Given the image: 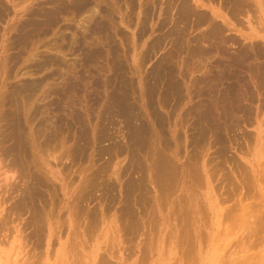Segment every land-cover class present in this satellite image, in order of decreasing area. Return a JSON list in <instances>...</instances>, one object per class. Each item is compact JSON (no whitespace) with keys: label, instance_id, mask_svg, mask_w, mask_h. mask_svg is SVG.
<instances>
[{"label":"rangeland","instance_id":"rangeland-1","mask_svg":"<svg viewBox=\"0 0 264 264\" xmlns=\"http://www.w3.org/2000/svg\"><path fill=\"white\" fill-rule=\"evenodd\" d=\"M56 1L62 0H0V8L4 4L0 17V173L10 166L13 159L11 152L8 151L9 154L5 155L3 150L7 148V151L12 145L14 121L17 117L22 128L21 135L24 133L21 138L27 150L26 155H18L20 165L25 167L21 169V174L20 170L17 171L19 168L15 169L17 180L14 185L19 183V186L15 185L17 190L10 189L16 191L13 192L14 195L12 191L6 192L1 173L0 201L6 202L0 204V209H3L0 219L3 216L6 220L4 222L2 219L4 223L0 224H7L5 226L8 228L0 226L3 229L0 230V239L5 238L6 241L2 240L5 245L2 241L0 243V252L4 250L0 254V264H29L34 259L36 260L30 264H102L104 261L107 264H264V240L250 242L246 238L248 229L255 225L254 215H258L256 210L264 208L260 207L264 201V92L252 81V85L249 83L251 79L248 71H235L232 67L216 65L227 59L229 62L234 57L233 54L238 56L242 50L251 52L253 44L257 46L255 48L261 47L264 51V0L262 9L256 0H248L252 5L249 12L244 11L236 16L227 14L230 24L225 26V31L220 32L218 36L221 37L206 39V42L198 40L203 33L208 32L202 31L206 26H191L192 19L185 28L189 29L187 32L171 31L174 28L173 18L177 16V0H92V6L98 5L96 10L90 9L89 14L82 16L72 13L73 11H64L60 13L58 24H48L43 20L45 16L42 14L31 15V8L38 12H55L54 7L57 9L58 6L55 5ZM203 1L210 6L202 7L209 14L212 8L220 9L221 6V10L226 12L224 8L227 0ZM191 2L197 5L194 0ZM25 8L30 10L26 11ZM145 12H148L147 18ZM86 18H96L89 23V31H83L88 28ZM218 21L224 24L221 18ZM174 23L179 28L185 26L180 22V25ZM192 27L197 29L192 30ZM142 28L146 29L141 31ZM221 38L226 40L221 43ZM197 41L201 44L198 45L206 49L209 47V50L212 44L218 46L216 42L219 41L226 51L222 52L218 47L216 50L215 45L213 50L202 52L205 56L201 55L202 53L192 50ZM261 59L264 61V57L252 61L256 64L260 60L259 64H264ZM223 66L225 68H221ZM226 68H231L227 69L231 72H226ZM238 72L241 75L235 77ZM225 73L228 74L223 75ZM242 75L245 76L246 83H249V88L251 87L254 95L252 99H248V94H242L245 90L240 81ZM227 76H232L230 81ZM231 84H234L233 87ZM227 90L242 94L238 96L242 97L240 101L247 104L248 110L229 120L230 125L236 122L234 129L231 125L227 131L226 124L221 126L223 143L227 146L223 144L226 147L223 148L225 154H221L222 143L216 144L215 131L207 128V120L201 121L203 125L199 127V110L206 108L209 95L213 93V98H217L223 94V98H226ZM237 90L238 93L235 92ZM215 94L219 95L216 97ZM244 96H247L246 99ZM112 100H116L117 104ZM119 102L125 103L121 105L128 108L125 116L117 113ZM127 117L130 120H126ZM42 126L44 129H41ZM136 127H142L148 133L139 136V142L133 137ZM202 127L206 128L205 132H201ZM48 131H53V136H50L53 140L47 137ZM140 142L145 143V146L139 145ZM163 154L166 158L169 156L167 159L173 162L174 169L177 170L159 176L154 172L159 169L156 161L159 162V157H164ZM233 161L236 163L233 164ZM240 171H243L242 175ZM45 173L47 174L43 175ZM19 174L25 177L21 179ZM36 177L43 182V185L37 186L43 201L35 199V202H39H36L39 208L44 206L49 219L43 222L44 229L40 239L30 236L32 232L35 235L37 226L30 222L31 209H27L24 204L23 215L12 210L23 199L16 203L17 198L24 197L21 192L25 191L26 185L30 182L37 183L34 180ZM168 177L171 182L167 181ZM47 178L50 179L49 182ZM129 187L132 191L130 193L129 190L125 191ZM157 188H164L163 193ZM2 197L6 199L3 200ZM232 206L235 209L232 210L233 213ZM125 209L129 210V214ZM130 214L134 217H129ZM13 218L14 222L11 221ZM7 219L10 220L9 223ZM49 235H52L51 238ZM25 238L29 240L26 241ZM16 239H22V243L16 242ZM20 243L27 245L25 249L23 246L20 249ZM16 248L23 252L19 250L18 255ZM34 249L36 253H33ZM68 250L71 251L68 253ZM26 252L28 254L24 255ZM31 254L37 256H33V259ZM23 255H29V260L23 258ZM250 256H253L252 263L247 261Z\"/></svg>","mask_w":264,"mask_h":264},{"label":"bare ground","instance_id":"bare-ground-1","mask_svg":"<svg viewBox=\"0 0 264 264\" xmlns=\"http://www.w3.org/2000/svg\"><path fill=\"white\" fill-rule=\"evenodd\" d=\"M20 1V0H19ZM26 1V0H25ZM63 1V0H62ZM62 1H56V4L55 5H58L57 6V9H56V7H54V9H52V10H54L55 12H51V11H48L47 10V12H42V10H41V12L39 11H35V10H32V8H31V12H32V14L31 15H33V14H36V15H38V16H40V14H42V15H44L45 17H44V21L45 22H47L48 24H53V23H55V22H57V24H58V18L60 19L61 18V16H60V13H62V12H64V11H73L72 13H75V14H77V15H79V16H82V15H86V14H89V10L90 9H94V10H96V6L98 7V5H96L95 7L94 6H92V3H94V1H92V0H64L65 2H62ZM146 1V0H145ZM176 1V0H175ZM178 2H176L175 3V5L177 6V8H176V14H177V16L176 17H174L173 18V20H174V22H176L178 25H180L179 24V22L182 24H185V26L184 27H182V28H179V26L177 27L176 26V24L173 22V26H174V28H173V30H171V31H186L187 32V30H189L188 28L187 29H185L186 27H187V24L190 22V19H192L193 21V24L191 25V26H197L198 27V25H201V26H199V28L200 27H204V26H206V28L203 30L202 29V31H208V32H206V33H203L202 35H201V37H200V35H199V41L200 40H202V41H205L206 39H209V40H212V39H214L215 40V38H217V37H221V36H218V35H220V32L221 31H225V26H228L229 24H230V22H229V20H228V18L226 17V15L227 14H231L232 16H236V15H239L240 13H242V12H249L250 10H251V8H252V5H251V3H250V1H252V0H250V1H248V0H227V2L225 3L226 5H225V8H224V10H226V12H223L221 9L223 8L221 5V8L220 9H216V8H212V12H211V14H209L207 11H205L204 9H202V7H210L209 5H207L206 3H204V1L203 0H194L195 1V3L197 4V5H194L192 2H191V0H177ZM257 1V3H259V8L260 9H262V3H263V1L262 0H256ZM2 2V1H1ZM4 2V1H3ZM2 2V3H3ZM68 2V3H67ZM38 3V2H37ZM52 3V2H51ZM256 3V4H257ZM16 4H18V3H16ZM149 4H150V1H149ZM142 5V4H141ZM7 6V5H6ZM169 6V5H168ZM3 7H4V4H3ZM2 6H1V8H3ZM256 7H258V6H256ZM264 7V6H263ZM0 8V17H2L1 16V14H2V9ZM7 8V7H6ZM30 8L28 9V10H30ZM47 8V7H46ZM146 8V7H145ZM255 8V7H254ZM12 9V8H11ZM26 9V8H25ZM27 9H26V11H27ZM50 9H51V7H50ZM144 9V8H143ZM147 9V8H146ZM165 9V8H164ZM5 10V8L3 9V11ZM40 10V9H39ZM6 11H7V9H6ZM5 11V12H6ZM43 11H46V10H43ZM112 11V10H111ZM164 11V10H163ZM24 12H25V10H24ZM86 12V13H85ZM28 13H30V12H28ZM99 13V12H98ZM102 13V12H101ZM105 13V12H104ZM146 13V15H145V17L147 18V14H148V12H145ZM6 14V13H5ZM94 14V13H93ZM92 14V15H93ZM253 14V13H252ZM42 15H41V18H42ZM59 15V16H58ZM101 15V14H100ZM228 15V16H229ZM66 16V15H65ZM104 16V15H103ZM102 16V17H103ZM36 17V16H35ZM67 17V16H66ZM258 17V16H257ZM40 18V19H41ZM93 18H94V15H93ZM93 18H91V19H89L88 20V18H86V20L85 21H88V24L91 22L92 23V21H94V20H92ZM112 18V17H111ZM218 18H221L222 20H223V23L224 24H221L219 21H218ZM78 19V18H77ZM105 19H107V18H105ZM109 19V18H108ZM251 19V18H250ZM29 20V22H30V18L28 19ZM114 20V19H113ZM44 21H42V23L44 22ZM116 21V20H115ZM28 22V21H27ZM32 22V21H31ZM30 22V23H31ZM41 22V21H40ZM39 22V23H40ZM44 22V23H45ZM114 21H112V23H113ZM125 22V21H124ZM34 24H36V22H33ZM60 23V22H59ZM68 23V22H67ZM72 23V22H71ZM115 23V22H114ZM165 23H167V22H165ZM27 24V23H26ZM56 24V25H57ZM66 24V23H65ZM87 24V26H88V28L87 29H84L83 31H89V29H90V24L88 25ZM146 24V23H145ZM18 25V24H17ZM37 25V24H36ZM86 25V24H85ZM96 25H97V23H96ZM103 25H104V23H103ZM144 25V24H143ZM21 26V25H20ZM35 26V25H34ZM78 26H80V25H78ZM107 26H108V24H107ZM111 26V25H110ZM113 26V25H112ZM115 27H116V25H114ZM113 26V27H114ZM93 27H95V26H93ZM106 27V26H105ZM190 27V26H189ZM197 27L195 28L194 27V29H197ZM38 28H39V26H38ZM82 28V27H81ZM146 28H142V30L141 31H144ZM193 29V27H192V30H194ZM230 29V28H229ZM232 29V28H231ZM264 29V28H263ZM28 30V29H27ZM93 30V29H92ZM97 30H99V26H98V29ZM103 31H105L104 29H102ZM200 30V29H199ZM39 31V30H38ZM93 31H96V30H93ZM113 31V30H112ZM116 31V30H115ZM119 31V30H118ZM197 31V30H196ZM201 31V30H200ZM264 31V30H263ZM106 32V31H105ZM184 33V32H183ZM84 34V33H83ZM107 35V34H106ZM222 35H223V33H222ZM74 36V35H73ZM139 36V35H138ZM197 36V35H196ZM225 36V35H224ZM226 37V36H225ZM72 38H74V37H72ZM184 38H185V36H184ZM227 38V37H226ZM250 38V37H249ZM190 39V38H189ZM195 39H196V37H195ZM219 39V38H218ZM225 39V38H224ZM228 39V38H227ZM73 40V39H72ZM174 40H176V39H174ZM177 40H178V38H177ZM226 40V39H225ZM225 40H223L222 38H221V43L222 42H224ZM229 40V39H228ZM190 41H192V40H190ZM230 41V40H229ZM159 42V41H158ZM179 42V41H178ZM181 42H183V41H181ZM206 42V41H205ZM212 42V41H211ZM219 42V41H218ZM216 42L217 44H219L218 46L216 45V44H212V45H214L213 47H212V45H211V50H213L212 48H214L215 47V45H216V50H217V47H218V49H220V50H222V52L223 51H226L225 49H223V46H222V44L219 42ZM184 43V42H183ZM190 43V42H189ZM196 43V42H195ZM195 43H194V48L192 49L194 52L195 51H197V52H200V54L202 53V52H205V53H207V51L209 50L208 48L209 47H207V49L206 48H202V46H200L201 44L197 41V44L195 45ZM74 44V43H73ZM157 44H159V43H157ZM179 44V43H178ZM181 44V43H180ZM185 44V43H184ZM198 44H200V45H198ZM81 45V44H80ZM189 45V44H188ZM191 45V44H190ZM203 45V44H202ZM254 46H255V44H253ZM205 46V45H204ZM203 46V47H204ZM252 46V47H250L251 48V52H252V48H253V52L251 53V52H249L248 50H242V52L237 56V55H234L233 54V56H230V57H233V58H231L230 60H229V62H227L228 61V59H227V61H225V62H223V63H221L220 62V64H216V65H219V66H222V65H225V66H228V67H232V68H234V70L236 71L237 69L238 70H240V71H242V72H244V71H248L247 73H248V76H249V79H251V80H249V83H250V81H252L253 82V84H255V86L258 88H262L263 89V92H264V64L262 63H260L259 64V62H260V60L258 61V62H256L255 60V62H256V64L252 61L253 59H257L258 57H259V59H260V57H264V51H262L263 49L260 47V49L259 48H255V47H257V46ZM184 47V46H183ZM226 47V46H225ZM224 47V48H225ZM243 49H245V48H243ZM211 50H209V51H211ZM189 51V50H188ZM36 52V51H35ZM190 52V51H189ZM193 52V53H194ZM219 52V51H218ZM191 53V52H190ZM192 53V54H193ZM221 53V52H220ZM238 53H239V51H238ZM199 54V53H198ZM219 54V53H218ZM201 55H206V54H201ZM208 55V54H207ZM211 55V54H210ZM225 55V54H224ZM229 55V54H228ZM228 55H226V56H228ZM194 56V55H193ZM197 56H199V55H197ZM220 56V55H219ZM208 57V56H207ZM221 57V56H220ZM222 58H223V56H222ZM5 59V58H4ZM3 59V60H4ZM203 59V58H202ZM199 60V59H198ZM218 60V59H217ZM262 60V59H261ZM46 61V60H45ZM48 61V60H47ZM57 61V60H56ZM201 61V60H200ZM220 61H222V60H220ZM263 61V60H262ZM2 62V61H1ZM215 62V61H214ZM264 62V61H263ZM115 63V62H114ZM197 63V62H196ZM110 64V63H109ZM37 65V64H36ZM200 65V64H199ZM50 66V65H49ZM198 66V65H197ZM225 66H223V67H221V68H225ZM47 67H48V65H47ZM51 67V66H50ZM118 67V66H117ZM195 67V66H194ZM203 67V66H202ZM219 68V67H218ZM49 69V68H48ZM110 69V68H109ZM227 69H231V68H226V72H231V70H227ZM233 69H232V71H234ZM7 71V70H6ZM205 71V70H204ZM234 71V72H235ZM8 73V72H7ZM117 73V72H116ZM222 74V73H221ZM228 74V73H227ZM226 73L225 74H223V75H227ZM231 74H233V72L231 73ZM236 74V73H235ZM238 74H240L239 72L237 73V75H235V77H237L238 76ZM246 74V73H245ZM209 75V74H208ZM241 75V74H240ZM229 76V75H228ZM228 76H227V78H228ZM233 76V75H232ZM232 76H230L229 78H231ZM247 76V77H248ZM204 77V76H203ZM215 77V76H214ZM239 77V76H238ZM246 77V78H247ZM229 78H228V80H229ZM200 79V78H199ZM208 79V78H207ZM211 79V78H210ZM213 79V78H212ZM248 79V78H247ZM48 80V79H47ZM198 80V79H197ZM201 80V79H200ZM206 80V79H205ZM220 80V79H219ZM227 80V79H226ZM37 81V80H36ZM43 81V80H42ZM41 81V82H42ZM106 81H107V79H106ZM199 81V80H198ZM204 81V80H203ZM207 81H209V79L207 80ZM230 81V80H229ZM240 81L241 82H243V88L245 87V90L243 91V95H247L248 94V99H252V96H254V95H252L253 93H252V90H250V88H249V83L247 84L246 83V80H245V76H243L242 75V77L240 78ZM28 82H29V80H28ZM38 82V81H37ZM71 82V81H70ZM220 82H221V80H220ZM236 82H238V81H236ZM240 82V84H239V82H238V84L239 85H242V83ZM247 82H248V80H247ZM30 83V82H29ZM33 84H34V82H33ZM94 84H95V82H94ZM225 84V83H224ZM228 84V83H227ZM251 84V83H250ZM23 85V84H22ZM96 86H97V84H95ZM94 85V87H96ZM99 85V84H98ZM174 85V84H173ZM178 85V84H177ZM232 85H234V84H231V86ZM252 85V84H251ZM27 86V85H26ZM29 86V85H28ZM175 86H176V83H175ZM174 86V87H175ZM231 86H226L227 88H231ZM32 87V86H31ZM233 87V86H232ZM28 88V87H27ZM171 88V87H170ZM208 88V87H207ZM258 88V89H259ZM39 89V88H38ZM98 89V88H97ZM214 89V88H213ZM224 89V88H223ZM29 90V89H28ZM127 90V89H126ZM171 90V89H170ZM177 90V89H176ZM205 90V89H204ZM215 90V89H214ZM226 90V89H225ZM254 90V89H253ZM260 90V89H259ZM97 91V90H96ZM180 91V90H179ZM210 91H213V90H210ZM228 91V90H227ZM226 91V92H227ZM172 92V91H171ZM220 92V91H219ZM221 92H223V91H221ZM225 92V91H224ZM223 92V93H224ZM225 92V96H227L226 98L224 97L223 98V94H221L222 96H220L219 94H215V96L217 97L218 95L221 97V98H219V99H217V98H213V93H212V95H209V97H208V100H209V102H208V104L206 105V108H204V109H201V110H199L200 111V113H199V119H200V124H199V127H200V125H203L202 123H201V121H206L207 120V128L211 131V130H213V131H215V134H216V141H217V143H216V141H215V143L216 144H218V143H222V151H221V154L222 153H224L225 154V148L227 147L226 146V143L224 144L223 143V137H224V135L222 136V134H223V131H222V134H221V126H223V125H225V127H226V129H227V131H229L230 130V126L232 125V127H233V125H234V123H236V122H233V124H231L230 125V123L231 122H229V120H233V118H234V116L236 115V114H241L242 112L244 113V112H247V110H248V107H246V105L244 104V103H242L240 100H241V98L242 97H239L238 95H240V94H236V93H234V92H231V91H228L229 93H226ZM235 92H239V90H237V91H235ZM241 92V91H240ZM253 92H255V91H253ZM29 93V92H28ZM208 93V92H207ZM42 94V93H41ZM44 94V93H43ZM126 94V93H125ZM171 94V93H170ZM228 94V95H227ZM241 94V95H242ZM124 95V94H123ZM204 95H206V94H204ZM240 95V96H241ZM38 96V95H37ZM125 96V95H124ZM112 97V96H111ZM126 97V96H125ZM245 97V96H244ZM247 97V96H246ZM246 97H245V99H246ZM29 98V97H28ZM119 98V97H118ZM3 99V98H2ZM29 99H31V98H29ZM120 99V98H119ZM247 99V100H248ZM16 100V99H15ZM22 100V99H21ZM35 100V99H34ZM117 100V99H116ZM114 101V100H112L114 103H116L117 104V101ZM123 100V99H122ZM129 100V99H128ZM128 100H126V101H128ZM179 100V99H178ZM207 99H206V101H208ZM262 100V99H261ZM100 101V100H99ZM177 101V100H176ZM244 101V100H243ZM248 101H250V100H248ZM18 102V101H17ZM129 102V101H128ZM151 102V101H150ZM245 102V101H244ZM1 103V102H0ZM3 103V102H2ZM31 103V102H30ZM199 103H200V101H199ZM251 103V102H250ZM118 104H120V102L118 103ZM121 104H125V103H121ZM117 105L118 107H119V111H117V113H119V115L120 116H125V112H126V110H128V108H126L125 109V107L124 106H122V105ZM132 104V103H131ZM130 104V105H131ZM255 104V103H254ZM27 105V104H26ZM127 105V104H126ZM147 105V104H146ZM28 106H30V105H28ZM31 106H34L33 104L31 105ZM117 106H115L116 108H118ZM2 107V106H1ZM127 107H128V105H127ZM28 108V107H27ZM199 108V107H198ZM201 108V107H200ZM29 109H31V108H29ZM17 110V109H16ZM113 110V109H112ZM13 111V110H12ZM15 111V110H14ZM34 111V110H33ZM114 111V110H113ZM58 112V111H57ZM129 112V111H128ZM27 113V112H26ZM195 113V112H194ZM259 113H261V112H259ZM138 114V113H137ZM10 115V114H9ZM19 115V114H18ZM158 115V114H157ZM15 116H16V114H15ZM33 116V115H32ZM100 116V115H99ZM136 116V115H135ZM238 116V115H237ZM13 117V116H12ZM45 117V116H44ZM131 117V116H130ZM152 117V116H151ZM236 117V116H235ZM18 118V117H17ZM17 118H15L16 120L14 121V128H15V131L12 133L13 134V136H12V138L14 139L13 140V142H12V145H11V147L6 151V149L5 150H3V154H9L8 153V151L9 152H11L12 154H13V159H12V162L10 163V161H9V167H7V168H5L4 170H3V173H2V179H1V181L3 182H5L4 184V187L6 188V192H8V193H10L11 191H12V193L13 192H16V191H13V190H11L10 191V189H14V190H17V189H15V187L16 186H19L18 184L15 186L14 185V183H16L15 182V180H17V178L15 179V173H16V168H19V169H17V171L18 170H20L19 172H20V174H21V171H23V170H21L22 168H24V167H22L21 165V163H20V159H18V155H26L27 153H26V151L27 150H25L26 149V146H25V143H23V141H22V138H21V136L24 134H22L21 135V124L19 123V120L17 119ZM128 118V117H127ZM126 118V120H130L129 118L127 119ZM32 119V118H31ZM124 119H125V117H124ZM131 119H133V117L131 118ZM135 119V118H134ZM14 120V119H13ZM46 120V119H45ZM78 120V119H77ZM237 119H235V121H236ZM248 120V119H247ZM246 120V121H247ZM44 121V120H43ZM49 121V120H48ZM51 121V120H50ZM68 121V120H67ZM157 121V120H156ZM197 121V120H196ZM229 122V123H228ZM239 122V121H238ZM242 122V121H241ZM55 123V122H54ZM53 123V124H54ZM145 123V122H144ZM153 123V122H152ZM158 123V122H157ZM250 123H252V122H250ZM254 123V122H253ZM7 124V123H6ZM60 124V123H59ZM66 124V123H65ZM87 124V123H86ZM160 124V123H159ZM227 124H229L228 126V128H227ZM69 125V124H68ZM154 125V124H153ZM64 126V125H63ZM130 126V125H129ZM144 126V125H143ZM235 126V125H234ZM238 126V125H237ZM25 127V126H24ZM95 127H96V125H95ZM98 127V126H97ZM131 127V126H130ZM134 127V126H133ZM145 127V126H144ZM153 127V126H152ZM231 127V128H232ZM43 128V126L41 127V129ZM47 128H50V127H47ZM52 128V127H51ZM142 127H136V129L134 130V131H136V133H135V135L133 136V137H135V141H137L138 140V137L139 136H143V134H146L147 132V130L146 129H141ZM148 128V127H147ZM44 129V128H43ZM53 129V128H52ZM74 129V128H73ZM130 129V128H129ZM150 129V128H149ZM195 129V128H194ZM196 129H197V127H196ZM201 129V128H200ZM233 129H234V127H233ZM62 130V129H61ZM153 130V129H152ZM198 130V129H197ZM7 131V130H6ZM5 131V132H6ZM10 131V130H9ZM70 131V130H69ZM75 131V130H74ZM82 131H83V129H82ZM206 131V128L204 129L203 127H202V130H201V132H205ZM231 131H232V129H231ZM1 132V131H0ZM23 132V131H22ZM71 132V131H70ZM103 132V131H102ZM225 132V131H224ZM32 133V132H31ZM53 131L52 132H49L48 131V133H46V134H48V136L47 137H49L50 138V136L52 135L53 136ZM76 133V132H75ZM82 133V132H81ZM96 133H97V131H96ZM214 133V132H213ZM5 134V133H4ZM32 134H34V133H32ZM132 135L134 134V133H131ZM148 134V133H147ZM91 135V134H90ZM103 135V134H102ZM105 135V134H104ZM158 135H160V134H158ZM198 135V134H197ZM206 135V134H205ZM51 136V137H52ZM98 136V135H97ZM130 136V135H129ZM147 136V135H146ZM203 136V135H202ZM252 136V135H251ZM62 137V136H61ZM64 137V136H63ZM62 137V138H63ZM69 137V136H68ZM72 137H73V135H72ZM130 137H132V136H130ZM149 137V136H148ZM153 137V136H152ZM161 136H159V138H160ZM201 137V136H200ZM254 137V136H253ZM57 138V137H56ZM55 138V139H56ZM143 138V137H142ZM151 138V137H150ZM154 138V137H153ZM158 137H157V139H159ZM252 138V137H251ZM24 139V138H23ZM27 139V138H26ZM52 138H50V140H51ZM137 139V140H136ZM140 140H142L141 139V137L139 138ZM144 139V138H143ZM146 139H148V138H146ZM2 139H1V137H0V141H1ZM7 140V139H6ZM53 140V139H52ZM63 140H65L64 138H63ZM91 140V139H90ZM165 140V139H164ZM3 141H4V139H3ZM26 141V140H25ZM24 141V142H25ZM74 141V140H73ZM98 141V140H97ZM144 141V140H143ZM181 141V140H180ZM5 142V141H4ZM89 142V141H88ZM138 142H139V140H138ZM197 142V141H196ZM202 142V141H201ZM214 142V141H213ZM1 143V142H0ZM29 143V142H28ZM32 143V142H31ZM54 143V142H53ZM61 143V142H60ZM99 143V142H98ZM236 143V142H235ZM2 144V143H1ZM33 144V143H32ZM37 144V143H36ZM139 145H141L142 147H143V145L145 144H143V142H142V144H141V142L140 143H138ZM153 144H156V143H153ZM226 146L225 148H224V145ZM38 145V144H37ZM50 145V144H49ZM148 145V144H147ZM152 145V144H151ZM208 145V144H207ZM215 145V144H214ZM2 146V145H1ZM7 146V145H6ZM55 146V145H54ZM84 146V145H83ZM145 146V145H144ZM150 146V145H149ZM56 147V146H55ZM74 147H75V145H74ZM137 147V146H136ZM47 148V147H46ZM50 148V147H49ZM77 148V147H76ZM75 148V149H76ZM95 148V147H94ZM150 148H151V146H150ZM159 148H160V146H159ZM171 148H173V147H171ZM211 148V147H210ZM217 148H219L220 149V147H217ZM216 148V149H217ZM224 148V149H223ZM1 149V148H0ZM42 149V148H41ZM156 149V148H155ZM250 149V148H249ZM48 150V149H47ZM80 150V149H79ZM142 150V149H141ZM146 150V149H145ZM144 150V151H145ZM42 151V150H41ZM98 151H100V150H98ZM153 151H154V149H153ZM152 151V152H153ZM157 151V150H156ZM172 151V150H171ZM216 151H219V150H216ZM227 151V150H226ZM229 151V150H228ZM30 152V151H29ZM28 152V153H29ZM45 152V151H44ZM43 152V153H44ZM76 152V151H75ZM146 152V151H145ZM155 152V151H154ZM153 152V153H154ZM189 152H190V150H189ZM220 152V151H219ZM53 153H54V151H53ZM98 153V152H97ZM100 153V152H99ZM156 153V152H155ZM202 153V152H201ZM214 153H215V151H214ZM2 154V153H1ZM52 154V153H51ZM61 154V153H60ZM104 154V153H103ZM135 154V153H134ZM199 154V153H198ZM62 155V154H61ZM111 155V154H110ZM229 155V154H228ZM4 156V155H3ZM30 156H32V155H30ZM54 156V155H53ZM52 156V157H53ZM147 156V155H146ZM159 156H162V155H160L159 154ZM163 156H164V154H163ZM212 156H214V155H212ZM223 155H221V157H222ZM5 157V156H4ZM26 157V156H25ZM50 157V156H49ZM65 157V156H64ZM169 157V156H168ZM167 157V158H168ZM189 157V156H188ZM229 157V156H228ZM149 158V157H148ZM152 158V157H151ZM165 156L164 157H159V162L158 161H156L157 162V164H159L158 165V167H159V171L158 170H156V172H154V174H157L158 173V175L160 176V174H162L163 176H165L164 174L165 173H169V172H171V171H175V170H177V169H174V165H173V162L172 161H170V159L168 160ZM232 158V157H231ZM235 158V157H234ZM111 159V158H110ZM190 159V158H189ZM236 159V158H235ZM4 160V159H3ZM11 160V159H10ZM157 160V159H156ZM209 160V159H208ZM225 160H228V159H225ZM22 161V160H21ZM140 161V160H139ZM151 161V160H150ZM188 161V160H187ZM192 161V160H191ZM218 161V160H217ZM220 161V160H219ZM229 161V160H228ZM232 161V160H231ZM235 161V160H234ZM233 161V164L234 163H236V162H234ZM23 162V161H22ZM29 162V161H28ZM194 162V161H193ZM207 162V161H206ZM230 162V161H229ZM238 162V161H237ZM36 163V162H35ZM153 163H155V162H153ZM212 163V162H211ZM238 163H241L242 164V162L240 161V162H238ZM6 164V163H5ZM21 164V165H20ZM29 164V163H28ZM137 164H139V163H137ZM156 164V163H155ZM156 164V165H157ZM175 164V163H174ZM196 164V163H195ZM194 164V165H195ZM240 164V165H241ZM27 165V164H26ZM39 165V164H38ZM151 165V164H150ZM193 165V166H194ZM197 165H199V163L197 164ZM3 166H5V165H3ZM28 166V165H27ZM43 166V165H42ZM192 166V165H191ZM190 166V167H191ZM237 166V165H236ZM243 166V165H242ZM30 167V166H29ZM36 167V166H35ZM194 167H196V166H194ZM0 168H2V167H0ZM28 168V167H27ZM34 168V167H33ZM38 168V167H37ZM176 168V167H175ZM219 168H221V167H219ZM233 168V167H232ZM239 168H240V166H239ZM247 168H249V167H247ZM218 170V169H217ZM222 170V169H221ZM245 170V169H244ZM243 170V171H244ZM26 171V170H25ZM28 171V170H27ZM31 171V170H30ZM154 171V170H153ZM158 171V172H157ZM243 171H240V173L241 172H243ZM11 172V173H10ZM101 172V171H100ZM223 172V171H222ZM236 172V171H235ZM247 172H248V170H247ZM255 172V171H254ZM261 172V171H260ZM1 173H0V178H1ZM26 173V172H25ZM24 173V174H25ZM35 173V172H34ZM43 173H44V171H43ZM239 173V172H238ZM258 173V172H257ZM19 174V175H20ZM47 173H45V174H43V175H46ZM26 175V174H25ZM43 175H41V176H43ZM103 175V174H102ZM190 175V174H189ZM195 175H196V173H195ZM213 175V174H212ZM216 175V174H215ZM230 175V174H229ZM241 175H242V173H241ZM247 175V174H246ZM23 176V175H22ZM21 175H20V178L21 179H23L24 177H22ZM27 176V175H26ZM38 176V175H37ZM40 176V175H39ZM38 176V177H39ZM154 176V175H153ZM192 176V175H191ZM198 176H199V174H198ZM198 176H195V177H198ZM214 176V175H213ZM217 176V175H216ZM228 176V175H227ZM251 176V175H250ZM18 177V176H17ZM29 177V176H28ZM27 177V178H28ZM45 177V176H44ZM43 177V178H44ZM174 178H176V176H173ZM172 177V178H173ZM195 177H193V178H195ZM212 177V176H211ZM230 177V176H229ZM253 177V176H252ZM262 177H263V175H262ZM261 177V178H262ZM26 178V179H27ZM37 178V177H36ZM40 178V177H39ZM39 178H37V179H34V180H36L37 181V183H34V184H32L30 181V183L28 182V180L26 181V182H28L29 183V185L27 186L26 185V189H25V191L22 193L21 192V196H23L24 195V197H20V199H16V203H17V200H21V198H23L21 201H19L18 203H17V205H15V207L13 206V204L12 203H15V201H13L11 204H12V207H14L12 210H16V214H18V215H20V214H22V209H25V206H26V208L27 207H29L30 209V212H31V214H32V216H31V224H33V222L35 223V224H37V226H36V232H35V235H33V232L31 233L32 235H30V236H35V239L37 238V239H40V235H41V232H42V229H44V228H42L43 226H44V224H43V222H44V220H47L48 219V216H47V212H45L46 211V209H44V206L42 207V206H40V208H39V206L37 205V203L36 202H38V201H36L35 202V199H39V201H43V196L41 195V193H40V191H39V187H37V186H41V185H43V182H42V180H40ZM46 178V177H45ZM166 178H167V175H166ZM169 178V177H168ZM173 178V179H174ZM203 178V177H202ZM254 178V177H253ZM48 180H47V182H49V178H47ZM234 179V178H233ZM232 179V180H233ZM250 179V178H249ZM32 180V179H31ZM33 180V181H34ZM44 180V179H43ZM71 180V179H70ZM175 180V179H174ZM174 180H172V182L174 181ZM262 180V179H261ZM260 180V181H261ZM23 181V180H22ZM131 181V180H130ZM142 181V180H141ZM166 181V180H165ZM167 181H169V182H171V178H169V180L167 179ZM166 181V182H167ZM202 181H203V179H202ZM225 181V180H224ZM228 181V180H227ZM251 181V180H250ZM45 182V181H44ZM134 182V181H133ZM221 182V181H220ZM264 182V181H263ZM129 183V182H128ZM143 183V182H142ZM219 182H217V184H218ZM227 183V182H226ZM250 183V182H249ZM45 184V183H44ZM89 184V183H88ZM125 184V183H124ZM135 184V183H134ZM144 184V183H143ZM157 184H158V182H157ZM220 184V183H219ZM230 184V183H229ZM31 185V186H30ZM46 185V184H45ZM49 185V184H48ZM231 185V184H230ZM2 186V185H1ZM138 186V185H137ZM136 186V187H137ZM144 186V185H143ZM234 186H235V184H234ZM58 187V186H57ZM130 187H131V184H130ZM130 187L128 188V189H126L125 191H127V190H129L128 192L130 193V191H131V189H130ZM47 188H49V187H47ZM52 188V187H51ZM88 188V187H87ZM132 188V187H131ZM134 188V187H133ZM2 189V188H1ZM22 189V188H21ZM136 189V188H135ZM158 189V188H157ZM166 189V188H165ZM19 190V189H18ZM41 190H42V188H41ZM51 190V189H50ZM59 190V189H58ZM139 190V189H138ZM159 190V189H158ZM163 190H164V188H163ZM163 190H159V191H161L162 193H163ZM167 190V189H166ZM194 190V189H193ZM44 191V190H43ZM0 192H1V190H0ZM46 192V191H45ZM48 192V191H47ZM132 192V191H131ZM143 192V191H142ZM55 192L54 191H52V194L53 195H55L54 194ZM81 193V192H80ZM127 193V192H126ZM141 193V192H140ZM159 193V192H158ZM229 193V192H228ZM51 194V192H50V195H52ZM170 193H168V195H169ZM3 195V194H2ZM5 196H6V194H4ZM10 195V194H9ZM12 195V194H11ZM13 195H14V193H13ZM20 195V194H19ZM52 195V196H53ZM104 195V194H103ZM141 195H142V193H141ZM148 195V194H147ZM171 195V194H170ZM180 195V194H179ZM247 195V194H246ZM16 196V195H15ZM75 196H77V195H75ZM146 196V195H145ZM144 196V197H145ZM163 196V195H162ZM45 197H47V196H45ZM82 197V196H81ZM138 197V196H137ZM148 197V196H147ZM152 197V196H151ZM151 197H149V198H151ZM166 197V196H165ZM170 197V196H169ZM13 198V197H12ZM15 198V197H14ZM49 198V197H48ZM140 198V197H139ZM162 198V197H161ZM261 198V197H260ZM2 199L4 200V199H6L5 197H2ZM58 199V198H57ZM60 199V198H59ZM58 199V200H59ZM81 199V198H80ZM143 199V198H142ZM148 199V198H147ZM181 199V198H180ZM222 199V198H221ZM1 200V199H0ZM14 200V199H13ZM51 200V199H50ZM54 200V199H53ZM56 200V199H55ZM83 200V199H82ZM259 200H261V199H259ZM2 201V200H1ZM0 201V202H1ZM49 201V200H48ZM71 201V200H70ZM132 201V200H131ZM229 201V200H228ZM4 202H6L5 200H4ZM4 202H1L0 204L2 205ZM54 202V201H53ZM61 202V201H60ZM79 202V201H78ZM148 202V201H147ZM258 202V201H257ZM39 203V202H38ZM46 203V202H45ZM48 203V202H47ZM56 203V202H55ZM76 203V202H75ZM80 203V202H79ZM78 203V204H79ZM146 203V202H145ZM149 203V202H148ZM253 203V202H252ZM11 204L9 205V206H11ZM24 204H26L25 206H24ZM42 204V203H41ZM43 204H44V202H43ZM58 204V203H57ZM130 204V203H129ZM129 204H128V206H129ZM45 205V204H44ZM47 205V204H46ZM69 205V204H68ZM54 206V205H53ZM57 206V205H56ZM79 206V205H78ZM85 206V205H84ZM160 206V205H159ZM187 206V205H186ZM235 206V205H234ZM242 206V205H241ZM244 206H245V204H244ZM22 207H24V208H22ZM55 207V206H54ZM70 207V206H69ZM80 207V206H79ZM82 207V206H81ZM126 207H127V204H126ZM258 207H259V205H258ZM260 207H264V201L263 202H261V205H260ZM259 207V208H260ZM1 208H2V206H1ZM11 208V207H10ZM45 208H47V206L45 207ZM75 208V207H74ZM164 208V207H163ZM180 210H181V208L180 207H178ZM182 208H183V206H182ZM28 209V208H27ZM47 209H49V208H47ZM52 209V208H51ZM83 209V208H82ZM124 209V208H123ZM127 209H129V207L127 208ZM127 209H125V210H127ZM201 209V208H200ZM255 209H258L257 207L255 208ZM4 210H6V208L4 209ZM53 210V209H52ZM72 210V209H71ZM77 210H78V208H77ZM80 210V209H79ZM132 210V209H131ZM134 210V209H133ZM232 210H234L235 211V209L233 208V206L231 207V212H232ZM2 211H3V209H0V214H2ZM9 211V210H8ZM11 211V210H10ZM26 211V210H25ZM24 211V212H25ZM48 211V210H47ZM92 211V210H91ZM90 211V212H91ZM129 210H127L126 211V213L127 214H129V212H128ZM150 211H152V210H150ZM238 211V210H237ZM12 212V211H11ZM14 212V211H13ZM78 212V211H77ZM86 212H87V210H86ZM95 212V211H94ZM134 212V211H133ZM156 212V211H155ZM171 212V211H170ZM170 212H169V214H170ZM254 212H255V210H254ZM253 212V213H254ZM72 213H74V212H72ZM125 213V215H127ZM135 213V212H134ZM154 213V212H153ZM193 213V212H192ZM233 213V212H232ZM256 213H258V215H254V217H255V220H254V222H255V225H254V227H252V228H250V229H248V231L249 232H247L248 233V235H246L247 237V239L250 241V242H255V241H258L259 239H261V240H264V208L262 209H258V210H256ZM14 214V213H13ZM49 214V213H48ZM61 214V213H60ZM88 214H90V213H88ZM87 214V215H88ZM123 214H124V212H123ZM131 214H133L132 212H131ZM130 214V216L129 217H131L132 218V216L133 215H131ZM235 214V213H234ZM252 214V213H251ZM3 215V214H2ZM23 215V214H22ZM53 215V214H52ZM70 215H72V214H70ZM80 215V214H79ZM82 215V214H81ZM85 215V217H86V214H84ZM124 215V216H125ZM150 215V214H149ZM179 215V214H178ZM230 216H231V214H229ZM4 216H5V214H4ZM8 216V215H7ZM6 216V217H7ZM16 216V215H15ZM99 216V215H98ZM136 216V215H135ZM10 217H11V215H10ZM61 217V216H60ZM76 217V216H75ZM134 217V216H133ZM144 217H145V214H144ZM189 217V216H188ZM9 218V217H8ZM19 218V217H18ZM50 218V217H49ZM53 218V217H52ZM76 218H78V217H76ZM87 218V217H86ZM157 218V217H156ZM172 218V217H171ZM170 218V219H171ZM178 218V217H177ZM252 218V217H251ZM2 219H3V221H4V219L5 218H3V216H2ZM2 219H0V223H2L3 221H2ZM23 219V218H22ZM79 219V218H78ZM90 219V218H89ZM129 219V218H128ZM6 220V219H5ZM49 220V219H48ZM63 220V219H62ZM91 220H92V218H91ZM96 220V219H95ZM140 220V219H139ZM138 220V221H139ZM153 220V219H152ZM7 221H8V223L10 222V220H8L7 219ZM6 221V222H7ZM11 221H13L14 222V218L11 220ZM57 221V220H56ZM73 221V220H72ZM88 221H90V220H88ZM94 221V220H93ZM92 221V222H93ZM130 221V220H129ZM132 221V220H131ZM134 221H136V220H134ZM149 221V220H148ZM253 221V220H252ZM5 222V221H4ZM3 222V223H4ZM23 222V221H22ZM26 222V221H25ZM47 222H50V221H47ZM52 222V221H51ZM66 223H67V221H65ZM81 222V221H80ZM87 222V221H86ZM91 222V221H90ZM20 223V222H19ZM64 223V222H63ZM126 223V222H125ZM30 224V225H31ZM47 223H45V225H46ZM50 224V223H49ZM128 224V223H127ZM189 224V223H188ZM249 224V223H248ZM247 224V225H248ZM5 225H7V224H5ZM5 225H1L0 224V226H1V228H3ZM16 225V224H15ZM34 225V224H33ZM32 225V227L34 228L35 226H33ZM74 225V224H73ZM94 225V224H93ZM120 225V224H119ZM125 225V224H124ZM130 225V224H129ZM3 226V227H2ZM14 226V225H13ZM17 226H19V225H17ZM17 226H15V228L17 229ZM54 226V225H53ZM89 226V225H88ZM188 226V225H187ZM186 226V227H187ZM191 226V225H190ZM5 227H7V226H5ZM4 227V228H5ZM52 227V226H51ZM75 227H76V225H75ZM93 226L91 225V228H92ZM95 227V226H94ZM134 227V226H133ZM136 227V226H135ZM171 227V226H170ZM185 227V226H184ZM235 227V226H234ZM8 228V227H7ZM7 228H5V229H7ZM14 228V227H13ZM12 228V229H13ZM14 228V229H15ZM46 228V227H45ZM55 228V227H54ZM87 229H88V227H86ZM126 228V227H125ZM124 228V229H125ZM237 228V227H236ZM10 229V228H9ZM8 229V230H9ZM21 229V228H20ZM24 229V228H23ZM26 229V228H25ZM24 229V230H25ZM95 229H96V227H95ZM132 229V228H131ZM135 229V228H134ZM137 229H138V227H137ZM182 229V228H181ZM0 230H3V229H0ZM11 230V229H10ZM54 230H56V229H54ZM78 230H80V229H78ZM126 230V229H125ZM234 230V229H233ZM21 231V230H20ZM23 231V230H22ZM44 231V230H43ZM124 231V230H123ZM191 231V230H190ZM193 231V230H192ZM1 232V231H0ZM12 232H13V230H12ZM55 232V231H54ZM61 232V231H60ZM137 232V231H136ZM135 232V233H136ZM158 232V231H157ZM173 232V231H172ZM11 233V232H10ZM10 233H8V235H10ZM47 233V232H46ZM52 233V232H51ZM57 233V232H56ZM127 233V232H126ZM125 233V234H126ZM186 233V232H185ZM133 234V233H132ZM157 234V233H156ZM229 234V233H228ZM21 235V234H20ZM23 235H24V233H23ZM21 235L22 237H23V239H24V236H26V235ZM44 235V234H43ZM46 235V234H45ZM51 236L52 235H49L48 237L49 238H51ZM57 236H58V234H57ZM61 236V235H60ZM130 236V235H129ZM148 236V235H147ZM183 236H185V235H183ZM10 237V236H9ZM8 237V238H9ZM21 237V238H22ZM42 237V236H41ZM59 237V236H58ZM243 237H245V234H244V236ZM254 237V239H252ZM4 238V237H3ZM30 238V237H29ZM34 238V237H33ZM5 239V238H4ZM4 239H2V240H4ZM28 239V238H27ZM31 239V238H30ZM70 239V238H69ZM112 239V238H111ZM149 239V238H148ZM147 239V240H148ZM191 239V238H190ZM194 239H195V237H194ZM244 240H246L245 238H243ZM1 239H0V243H1V241H2ZM7 240V239H6ZM17 241L16 242H21L22 241V239L20 240V241H18L19 239H16ZM25 240H26V238H25ZM25 240H23L24 242L23 243H25ZM29 240V239H28ZM28 240H26V241H28ZM55 240H56V238H55ZM55 240H53V242L55 241ZM61 240V239H60ZM127 240V239H126ZM146 240V239H145ZM216 240V239H215ZM255 240V241H254ZM5 241V240H4ZM4 241H2L3 242V244H4ZM32 241H33V239H32ZM109 241V240H108ZM112 241V240H111ZM239 241V240H238ZM242 241V240H241ZM6 242V241H5ZM127 242V241H126ZM125 242V243H126ZM192 243H193V241H191ZM22 243V242H21ZM20 243V249H21V247L23 246L22 244ZM34 243H35V241H34ZM57 243V242H56ZM68 243V242H67ZM128 243V242H127ZM190 243V242H189ZM3 244H1V245H3ZM19 244V243H18ZM53 243H51V246H53L52 245ZM148 244V243H147ZM5 245V244H4ZM26 244H24V246L22 247V248H24L25 249V247L27 246H25ZM39 245V244H38ZM67 245H69V244H67ZM192 245V244H191ZM251 245H256V244H254V243H251ZM144 246V245H143ZM154 246V245H153ZM36 247V246H35ZM123 247V246H122ZM155 247V246H154ZM64 248V247H63ZM68 248V247H67ZM66 248V249H67ZM121 248V247H120ZM132 248V247H131ZM2 249V248H1ZM19 249V250H20ZM66 249H65V252H66ZM148 249V248H147ZM16 250H17V248H16ZM19 250H17V252L19 251ZM62 250V249H61ZM111 250V249H110ZM153 250V249H152ZM179 250V249H178ZM2 251H4V250H1V252H0V254H2ZM21 251V250H20ZM19 251V252H20ZM71 250H68V253L70 252ZM79 251V250H78ZM107 251V250H106ZM106 251H105V253H106ZM187 251H189V250H187ZM19 252H18V255H19ZM21 252H23V251H21ZM77 252V251H76ZM117 251H115V253H116ZM30 253V252H29ZM33 253H36V251H35V249H34V252ZM32 253V254H33ZM40 253V252H39ZM147 253V252H146ZM185 253H186V251H185ZM184 253V254H185ZM5 254V253H4ZM14 254H16V253H14ZM25 254H28L27 252L26 253H24V255ZM31 254V256H32V258H33V256H37V254H34V255H32ZM60 254V253H59ZM142 254H144L143 252H142ZM188 254V253H187ZM254 254V253H253ZM253 254H251V255H253ZM17 255V254H16ZM24 255L22 256L23 258H25L24 257ZM39 255V254H38ZM42 255V254H41ZM73 255V254H72ZM189 255V254H188ZM29 256V255H28ZM28 256L26 257L27 258V260H29L28 259ZM74 256V255H73ZM109 256V255H108ZM255 256V255H254ZM2 257H3V255H2ZM17 257V256H16ZM21 257V259L19 258V256H18V258L20 259V260H22L23 258ZM40 257V256H39ZM105 257V256H104ZM30 258V257H29ZM186 258V257H185ZM194 258V257H193ZM1 259V258H0ZM5 259V258H4ZM11 259V258H10ZM13 259V258H12ZM17 259V258H16ZM34 259V258H33ZM99 259V258H98ZM103 259V258H102ZM106 259V258H105ZM190 259H191V257H190ZM195 259V258H194ZM14 260V259H13ZM23 260H25V259H23ZM34 260H36V259H34ZM34 260H31V262H29V264L30 263H32V261H34ZM197 260V259H196ZM17 261V260H16ZM99 261V260H98ZM101 261V260H100ZM103 261V260H102ZM101 261V262H102ZM144 261V260H143ZM243 261V260H242ZM247 261L248 262H253V256L251 257H248L247 258ZM20 262V261H19ZM24 262H26V260L24 261ZM100 262V263H101ZM2 263H3V261H2ZM13 263V262H12ZM107 264V263H105V261L104 262H102V264ZM247 263V262H246ZM23 264H28L27 262L26 263H23ZM76 264H77V262H76ZM85 264V263H84ZM97 264V263H96ZM99 264V263H98ZM243 264V263H242Z\"/></svg>","mask_w":264,"mask_h":264}]
</instances>
